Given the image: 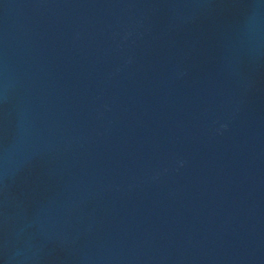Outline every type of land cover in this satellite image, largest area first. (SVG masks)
Wrapping results in <instances>:
<instances>
[{
    "label": "water",
    "instance_id": "obj_1",
    "mask_svg": "<svg viewBox=\"0 0 264 264\" xmlns=\"http://www.w3.org/2000/svg\"><path fill=\"white\" fill-rule=\"evenodd\" d=\"M0 264H264V0H0Z\"/></svg>",
    "mask_w": 264,
    "mask_h": 264
}]
</instances>
